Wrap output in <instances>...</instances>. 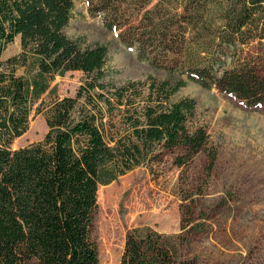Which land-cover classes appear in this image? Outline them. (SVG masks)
<instances>
[{
	"label": "trees",
	"instance_id": "1",
	"mask_svg": "<svg viewBox=\"0 0 264 264\" xmlns=\"http://www.w3.org/2000/svg\"><path fill=\"white\" fill-rule=\"evenodd\" d=\"M86 1L140 58L263 104L264 0ZM73 8V0H0V264H100L92 236L100 186L139 166L164 170L169 153L177 168L200 153L209 170L215 162L206 130L192 125L194 99L171 100L184 80L106 81L107 47L64 33ZM16 37L20 53L3 59ZM68 71L84 79L59 97L50 82ZM33 111L44 116L43 139L13 149ZM195 229L183 220L176 233L133 228L119 264H222L187 253Z\"/></svg>",
	"mask_w": 264,
	"mask_h": 264
},
{
	"label": "rangeland",
	"instance_id": "2",
	"mask_svg": "<svg viewBox=\"0 0 264 264\" xmlns=\"http://www.w3.org/2000/svg\"><path fill=\"white\" fill-rule=\"evenodd\" d=\"M73 1L72 17L64 33L83 44L107 47L105 80L121 85L127 81L174 83L183 79V86L171 100L194 99L192 125L206 130L207 149L215 154L211 170L205 153L198 154L189 167L181 168L172 164L169 153L164 170L152 172L139 166L100 186L92 232L100 264H119L131 229L149 226L176 233L182 220L187 227H196L187 249L190 256L206 263L264 264V101L260 107H250L233 95L204 88L178 73L170 75L147 58H140L134 46L124 44L117 35L119 30L104 24L102 14H90L86 0ZM20 51L16 37L3 59ZM17 73L29 77L34 71L21 67ZM84 76L81 71H68L55 76L50 87L59 97L74 95ZM46 130L44 116L33 111L28 129L11 147L39 142ZM191 192L193 202L184 200Z\"/></svg>",
	"mask_w": 264,
	"mask_h": 264
}]
</instances>
